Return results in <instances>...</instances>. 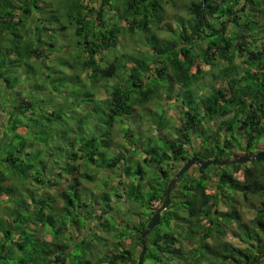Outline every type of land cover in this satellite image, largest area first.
Returning a JSON list of instances; mask_svg holds the SVG:
<instances>
[{
  "label": "trees",
  "instance_id": "16d2710c",
  "mask_svg": "<svg viewBox=\"0 0 264 264\" xmlns=\"http://www.w3.org/2000/svg\"><path fill=\"white\" fill-rule=\"evenodd\" d=\"M54 1L48 9L44 0H0V201L17 215L14 222L0 214V264H136L141 234L182 167L171 174L170 165L264 152V0ZM168 9L178 14L170 18ZM125 37L143 45L129 57L115 54ZM217 64L210 91L194 95L205 68ZM163 76L168 89L160 94L149 78ZM24 83L28 91L16 87ZM33 94L54 109L30 102ZM161 99L176 104L177 122L170 125L159 104L161 134L138 132L141 161L125 143L133 146L134 134H121L119 143L116 129L140 123L136 110ZM85 119L103 140L84 131ZM194 140L199 146L190 152ZM196 168V177L178 180L146 236L142 264H251L264 250V160ZM101 172L108 181L99 184ZM122 198L139 207L133 226L107 218ZM240 202H251V221ZM89 224L113 241L102 256L93 252L101 240L95 232L73 235V226ZM47 227L50 241L40 235Z\"/></svg>",
  "mask_w": 264,
  "mask_h": 264
},
{
  "label": "rangeland",
  "instance_id": "374dc122",
  "mask_svg": "<svg viewBox=\"0 0 264 264\" xmlns=\"http://www.w3.org/2000/svg\"><path fill=\"white\" fill-rule=\"evenodd\" d=\"M121 1L122 0H109V4L117 7V4H120ZM55 3H56V1H54V0H44L43 6H46V8H48V9H54V8H57L55 6ZM175 3H176V0H175ZM177 4L181 5L182 2L178 1ZM167 12H168V15L170 16V18L173 17V16H176L178 14V12H176L174 9H168ZM174 21H175V24H176V18L174 19ZM51 22H53V21H51ZM52 29L57 31V29H58L57 25L55 26V28L53 27ZM62 34H65V33H62ZM162 34H164V33H162ZM45 35H46L45 37L47 39L51 37V34H49V35L45 34ZM68 35H69V33H66V35H65V38H66L67 41H69V39H70V35L69 36ZM34 37H35V35H34ZM57 38L60 39V40L61 39L64 40V36H62V35H60ZM135 41H136V37L132 41H130L127 37L121 38L119 46H118L117 50L115 51V54L119 55V56H121V55H125L127 57L131 56L132 54H134L136 52V49L138 50V49H140L141 46H143L140 42L138 43V42H135ZM132 58L135 59V58H137V56L135 55ZM239 60L240 59L237 58V62H239ZM145 64L149 65V61H146ZM219 65L216 66V67H212V68H209V67L205 68L206 73L204 75V78L200 81V83L196 87L193 88L192 92L194 93V95L206 94V93H208L210 91V88H211L210 85L212 83H214L213 81L215 79V76H217L219 68L222 66L221 64H219ZM165 78H167V77L166 76L158 77V78H155L156 79L155 81L153 79L151 80L149 78V82L151 83V85H155L156 88L158 87V90H160V92H161L160 94H165L166 89H168V84H167L168 80L167 79L164 80ZM160 86H162V87L160 88ZM16 87L19 88L20 90H23V89H25L26 91L29 90L28 89V85L25 84V83L21 84V85H18ZM97 95H98V93H97ZM4 98H5V95L3 93H0V136H2V129H4V126H5L3 122H5V119H6V114L3 111L5 109ZM29 99H30V102H32V103L33 102H38V104H40V108H44V110H46V112L47 111L50 112V111H52L54 109V104L50 103L51 101L49 102V100L45 101V98L43 96L38 97L36 94H33V95H29ZM9 100L10 99H8V101ZM169 103H170V100L165 101V99H161V100H157L155 102V104L148 105L147 108L144 109V110L143 109L142 110L137 109L136 112H135V116L134 117H137L139 115L142 116V118H140L141 119V122H140L141 124L138 122V120L134 119V120H131V121L125 123L124 126L119 125L117 127V129H116L117 132L115 134L116 135V141L119 142V143L124 142L122 140L121 134L123 135L125 132H130V133L134 134V137L132 138V142L134 143L133 146H130V143H128V142H125V143L127 144L126 146L133 151L132 155H137V158L142 161L144 154L142 153L143 151L139 150V142H138V136L139 135H138V132L141 131L144 134H146L147 136L152 135L154 137H156L159 133L161 134V130L162 129L158 128L156 130V125H155V122H154V121H157L156 120L157 116H159L158 113H157V116L155 115L156 112H158L159 104H161V109L165 111L164 116L168 119V121L170 122V125L175 124L177 122V120H176V118H177V115H176V104L173 102L174 104L171 103V105H170ZM144 112L146 113V115L148 117H145V113ZM149 118H150V120H149ZM84 123L86 125L84 131L87 134L93 133V135L97 139L99 138L100 140H103L105 135H102V133H101L102 129L100 131H97V130L95 131L94 126L92 125L91 121H89L88 119H85ZM22 128L23 127H21L20 129H22ZM20 129H18L17 133L19 132ZM61 129H62V127L60 126L59 131H61ZM22 131H23V129H22ZM55 131H57V130H55ZM19 133L22 134L23 132H19ZM60 133L62 134V132H60ZM60 133H57V136H59ZM22 136L29 137V134L22 135ZM52 139L55 140V139H57V137L53 136ZM155 139H157V140H155ZM155 139H153L154 147L156 146V148H159V147L161 148L162 147L161 141L158 140V137L155 138ZM98 142H99V140H98ZM97 145H100V144H97ZM198 146H199L198 140H194L192 142V144H189L187 147L191 148L189 150H190V152H192L193 150L197 149ZM142 147H143L142 150H144V151L147 150L144 145H142ZM55 150L57 152V151H59V148L57 147ZM68 151H69L68 153L71 154L70 148L68 149ZM113 155L114 154L111 152L110 156H113ZM99 160L100 159H97L96 164L99 163ZM203 161H222V159L219 158L218 160H216L212 156L209 159H206V160H203ZM140 164L142 166H145L144 163H140ZM137 166H138V164L136 162L131 164L132 169L136 168ZM181 166H183L182 162L170 165V167H169L170 168V173L171 174L175 173L177 171V169L179 167H181ZM213 166L214 165L208 166L207 167L208 170L212 169ZM146 169H147V172H148L149 168H146ZM119 172L121 173L122 170H120ZM187 172L191 176L196 177V175H197L196 166H192ZM186 173L183 175L184 178L186 177ZM105 175L106 174H103V172H101L100 177L98 178L99 184H100V181H103V180L106 181L107 180V178H105ZM184 178L179 183H182L184 181ZM117 179H119V182L123 183V184H126L127 181H128L125 176H122L121 178H117ZM109 181L112 184L113 183L116 184L115 180H113V182H112L111 179H110ZM123 184H120V186H118L120 190H122V188L124 186ZM89 187L92 188V186H89ZM101 188L102 187L99 186L98 190L100 191ZM92 190L96 191V189H92ZM123 200L124 199L122 198V200H119L117 202H112V205H113L112 209L113 210L111 211V213H109L107 215V218L113 219V217H114V219L116 221L117 220H123L125 223L127 222L130 226H133L134 224H136L140 220V215H138L136 213L134 214V212H137V213L139 212V207L137 205H133V204H131V205L125 204V203L122 202ZM113 201H115L114 198H113ZM252 203L255 206H258V203L256 201H252ZM155 206H157V204H155ZM220 208L224 209V207L222 205H221ZM8 210H10L9 207H5L4 202L0 201V214L6 216L8 214L7 212H10V213L12 212V210H10V211H8ZM240 210L242 211V214H243V217H244L245 221L249 222V221L252 220L255 210L251 208V202L250 203L248 202L246 204H243L242 202H240ZM13 214H14V216L13 215H9V216L7 215L10 218V220H12V221H14L16 219V217H17V215L15 213H13ZM16 225H17V223H16ZM159 228H161V227H159ZM72 232H73V235L75 237H78L79 240H80V237H83V236L86 237V238L92 236L93 232H95L97 235H99L101 237V240L99 242H97V241L95 242L94 241V245L96 246V248L93 249L94 255L97 256V257L98 256H102L106 250H108L110 247H112L113 241H111L110 235L107 234V233H102L100 230L95 229L93 227V225H91V224H89V226H87L86 228H83V227L82 228H77L76 226H73L72 227ZM40 235L46 241H50L51 240L50 236H52V228L51 227H47V230L44 229V228H40ZM128 236H130V235H128ZM227 241H229L231 243H237L236 240L230 235L227 237ZM131 243H133V240H130L129 238H127L126 244H131Z\"/></svg>",
  "mask_w": 264,
  "mask_h": 264
},
{
  "label": "water",
  "instance_id": "95a60500",
  "mask_svg": "<svg viewBox=\"0 0 264 264\" xmlns=\"http://www.w3.org/2000/svg\"><path fill=\"white\" fill-rule=\"evenodd\" d=\"M264 160V152L256 153L252 156L244 155L240 157H234L232 159L228 160H222V161H200L197 157H193L189 159L187 162L184 163V165L181 167V169L178 171V173L174 176V178L168 183L164 199L161 203V205L153 212L151 215L145 230L141 234L140 238V253L137 259L136 264H142L143 263V257L145 253V239L148 233L159 225L161 220L162 213L167 209L171 194L173 189L175 188L178 180L194 165L200 167L202 170H205L210 165H216V166H225L227 164H244L248 163L250 161H261ZM264 259V250L259 253L256 257V259L251 264H260V262Z\"/></svg>",
  "mask_w": 264,
  "mask_h": 264
},
{
  "label": "flooded vegetation",
  "instance_id": "af4514ba",
  "mask_svg": "<svg viewBox=\"0 0 264 264\" xmlns=\"http://www.w3.org/2000/svg\"><path fill=\"white\" fill-rule=\"evenodd\" d=\"M191 158H193V157H191ZM191 158H190V159H191ZM197 158H198V157H197ZM198 159H199V158H198ZM199 160H200V159H199ZM200 161H201V160H200ZM194 166H196V165H194ZM196 167H198V166H196Z\"/></svg>",
  "mask_w": 264,
  "mask_h": 264
}]
</instances>
